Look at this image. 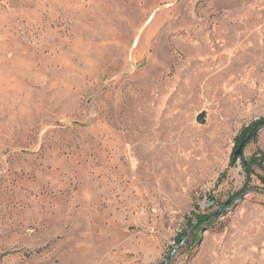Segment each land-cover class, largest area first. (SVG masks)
Segmentation results:
<instances>
[{
  "label": "rangeland",
  "instance_id": "obj_1",
  "mask_svg": "<svg viewBox=\"0 0 264 264\" xmlns=\"http://www.w3.org/2000/svg\"><path fill=\"white\" fill-rule=\"evenodd\" d=\"M260 151L264 0H0V264H264Z\"/></svg>",
  "mask_w": 264,
  "mask_h": 264
},
{
  "label": "trees",
  "instance_id": "obj_2",
  "mask_svg": "<svg viewBox=\"0 0 264 264\" xmlns=\"http://www.w3.org/2000/svg\"><path fill=\"white\" fill-rule=\"evenodd\" d=\"M262 125V120L256 121L251 123V125L244 128L240 134L235 138V146L237 147L238 144L244 140L248 135H250V138L256 137L257 131ZM235 156H232V161H235ZM246 162H242L243 168L246 172L250 173L252 172V166L258 165L260 162L264 161V154L260 151L255 155L250 156ZM262 183L264 184V177H261ZM245 191L242 190V193ZM235 197H238V193L235 194ZM225 209V208H224ZM223 210L221 212H218V214L215 213H196L192 215V218H188L186 221L188 223V230L184 229L180 231L177 236L175 237V242L177 245L185 244L187 247H194L196 243L201 238V231L203 230V227L208 230L209 227H211L214 220L221 216L223 213Z\"/></svg>",
  "mask_w": 264,
  "mask_h": 264
},
{
  "label": "water",
  "instance_id": "obj_3",
  "mask_svg": "<svg viewBox=\"0 0 264 264\" xmlns=\"http://www.w3.org/2000/svg\"><path fill=\"white\" fill-rule=\"evenodd\" d=\"M203 116H204V113H200L198 114V116L196 117V121L198 123H202L203 122ZM249 135L243 140L240 142V144L237 146L236 150L234 151V156L235 157H240L242 156V151H243V148L246 144V142L249 140ZM245 162V161H244Z\"/></svg>",
  "mask_w": 264,
  "mask_h": 264
}]
</instances>
